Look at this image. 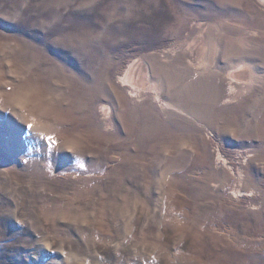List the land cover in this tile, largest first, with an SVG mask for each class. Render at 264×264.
<instances>
[{
	"label": "rangeland",
	"instance_id": "rangeland-1",
	"mask_svg": "<svg viewBox=\"0 0 264 264\" xmlns=\"http://www.w3.org/2000/svg\"><path fill=\"white\" fill-rule=\"evenodd\" d=\"M0 264H264V1L0 0Z\"/></svg>",
	"mask_w": 264,
	"mask_h": 264
},
{
	"label": "bare ground",
	"instance_id": "bare-ground-1",
	"mask_svg": "<svg viewBox=\"0 0 264 264\" xmlns=\"http://www.w3.org/2000/svg\"><path fill=\"white\" fill-rule=\"evenodd\" d=\"M261 1H264V0H261Z\"/></svg>",
	"mask_w": 264,
	"mask_h": 264
}]
</instances>
